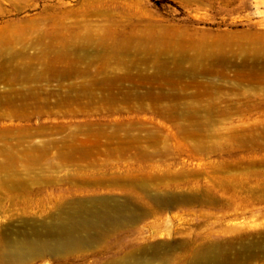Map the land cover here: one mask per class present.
Instances as JSON below:
<instances>
[{
  "label": "rangeland",
  "instance_id": "obj_1",
  "mask_svg": "<svg viewBox=\"0 0 264 264\" xmlns=\"http://www.w3.org/2000/svg\"><path fill=\"white\" fill-rule=\"evenodd\" d=\"M152 25L261 44L264 0H0V37L42 27L60 51L40 61L41 45L16 59L0 47V237L76 200L147 213L117 239L26 264H113L154 244L175 246L171 264L212 245L224 264H264V60L217 65L181 93L129 43ZM33 66L58 77L12 82ZM170 195L192 199L158 206Z\"/></svg>",
  "mask_w": 264,
  "mask_h": 264
},
{
  "label": "bare ground",
  "instance_id": "obj_2",
  "mask_svg": "<svg viewBox=\"0 0 264 264\" xmlns=\"http://www.w3.org/2000/svg\"><path fill=\"white\" fill-rule=\"evenodd\" d=\"M159 28L152 25V34L147 39L130 38L129 43L139 45L137 48L144 52V57L140 60L144 64H153L156 67V74L167 82L163 85H168L172 90L181 93H186L190 85H194L199 77L213 74V67L217 65L238 68L239 60L243 61V66L254 59L264 60V42L258 44V41L242 39L229 42L224 41L221 36L195 40L186 30L176 27ZM87 30L90 32L92 29ZM31 31L33 32H14L10 35L2 31L0 47L13 50L11 57L14 59L25 55L21 52L25 48L20 47L31 45L44 47L39 57L40 61L43 58L58 57L60 51L53 47L55 39L52 35L45 33L46 30L42 27ZM18 48L21 49L19 52H17ZM116 57L120 59L118 60L120 63L126 64L122 57ZM9 73L12 75V82L22 79L26 82H38L44 80V73L49 74L50 77H58L56 72L49 70L42 73L34 66L23 70L12 69ZM81 73L76 70L71 73L64 72L63 75L67 78ZM238 74L241 72L239 71ZM239 88L240 86L234 87L236 90ZM123 152L127 153V150L123 149ZM9 187L10 190L16 188L14 185ZM180 199L188 201L192 197L159 196L155 201L158 206L172 208ZM131 207L130 199L123 202L112 198L76 200L74 203L66 204L65 207L60 205L58 213L53 216L50 224L46 222L28 224L24 221L21 228L10 226L8 233L0 237V264H26L45 257L65 256L95 248L113 238L117 239L115 235L111 238L109 233H117L128 225H136L147 214H139ZM173 248H175L173 244H154L150 248H142L138 257L131 254L113 264H171L169 258L164 259L163 251H170ZM194 263L224 264V261L220 250L212 245L200 248L195 254Z\"/></svg>",
  "mask_w": 264,
  "mask_h": 264
}]
</instances>
